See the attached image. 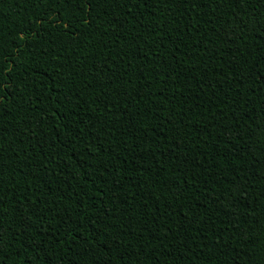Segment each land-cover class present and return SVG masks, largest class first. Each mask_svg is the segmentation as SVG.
<instances>
[{"label":"trees","instance_id":"16d2710c","mask_svg":"<svg viewBox=\"0 0 264 264\" xmlns=\"http://www.w3.org/2000/svg\"><path fill=\"white\" fill-rule=\"evenodd\" d=\"M86 3L0 0V264H264V0Z\"/></svg>","mask_w":264,"mask_h":264},{"label":"snow or ice","instance_id":"6c2138e0","mask_svg":"<svg viewBox=\"0 0 264 264\" xmlns=\"http://www.w3.org/2000/svg\"><path fill=\"white\" fill-rule=\"evenodd\" d=\"M73 2H76V0H73ZM94 2H95V0H87L86 6H87L89 9H91V7L93 6ZM127 2H128L129 4H131V0H127ZM149 2H150V0H136V3H140V4H142V5L145 6V7H147V4H148ZM162 2L166 3L167 0H162ZM179 2H180V3H184V2H186V0H179ZM43 15H47V13H43ZM40 22H41V23H44L42 17L40 18ZM78 22H79V21H77V23H78ZM65 27L67 28V25H65ZM0 30H2V29H0ZM0 174H2V173H0ZM2 243H3V237H2V235H0V244H2ZM0 258H2V257H0Z\"/></svg>","mask_w":264,"mask_h":264}]
</instances>
